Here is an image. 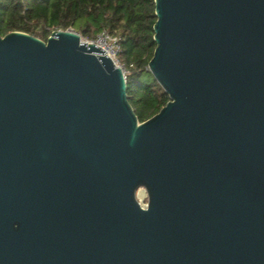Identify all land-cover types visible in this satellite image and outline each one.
Masks as SVG:
<instances>
[{
	"label": "water",
	"instance_id": "95a60500",
	"mask_svg": "<svg viewBox=\"0 0 264 264\" xmlns=\"http://www.w3.org/2000/svg\"><path fill=\"white\" fill-rule=\"evenodd\" d=\"M154 1L144 121L73 28L0 33V264H264V0Z\"/></svg>",
	"mask_w": 264,
	"mask_h": 264
},
{
	"label": "trees",
	"instance_id": "16d2710c",
	"mask_svg": "<svg viewBox=\"0 0 264 264\" xmlns=\"http://www.w3.org/2000/svg\"><path fill=\"white\" fill-rule=\"evenodd\" d=\"M155 21L154 0H0L2 35L19 30L46 40L56 29L73 28L88 39L103 29L120 37L128 99L140 121L170 99L148 68Z\"/></svg>",
	"mask_w": 264,
	"mask_h": 264
},
{
	"label": "built area",
	"instance_id": "2783aa9c",
	"mask_svg": "<svg viewBox=\"0 0 264 264\" xmlns=\"http://www.w3.org/2000/svg\"><path fill=\"white\" fill-rule=\"evenodd\" d=\"M82 39L85 40L86 42H92L96 44L98 47H101L105 51V54L111 57L114 60L115 64L121 67L125 73V65L119 60V53L121 51L120 37L110 33L107 29H103L99 31L96 34V36L92 39H88L84 37H82ZM138 195L139 193L137 192L138 200L142 203V205H146L144 201H146L147 199V193H146V197L143 199H139Z\"/></svg>",
	"mask_w": 264,
	"mask_h": 264
},
{
	"label": "bare ground",
	"instance_id": "6f19581e",
	"mask_svg": "<svg viewBox=\"0 0 264 264\" xmlns=\"http://www.w3.org/2000/svg\"><path fill=\"white\" fill-rule=\"evenodd\" d=\"M138 196H139V199L145 198L146 197V191L144 189H141L139 191V195Z\"/></svg>",
	"mask_w": 264,
	"mask_h": 264
},
{
	"label": "rangeland",
	"instance_id": "374dc122",
	"mask_svg": "<svg viewBox=\"0 0 264 264\" xmlns=\"http://www.w3.org/2000/svg\"><path fill=\"white\" fill-rule=\"evenodd\" d=\"M125 73H126V74L128 73V69H127L126 67H125ZM141 189H144V190H145V188H142V187H141V188L139 189V191H140ZM139 191H138V193H139ZM145 191H146V190H145ZM146 193H147V192H146ZM144 203H147V199H146V201H144Z\"/></svg>",
	"mask_w": 264,
	"mask_h": 264
}]
</instances>
